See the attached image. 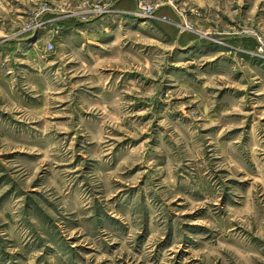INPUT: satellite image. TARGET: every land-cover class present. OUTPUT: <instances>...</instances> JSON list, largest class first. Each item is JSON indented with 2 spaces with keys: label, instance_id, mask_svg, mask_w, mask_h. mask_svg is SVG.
I'll list each match as a JSON object with an SVG mask.
<instances>
[{
  "label": "rangeland",
  "instance_id": "374dc122",
  "mask_svg": "<svg viewBox=\"0 0 264 264\" xmlns=\"http://www.w3.org/2000/svg\"><path fill=\"white\" fill-rule=\"evenodd\" d=\"M264 0H0V264H264Z\"/></svg>",
  "mask_w": 264,
  "mask_h": 264
},
{
  "label": "built area",
  "instance_id": "2783aa9c",
  "mask_svg": "<svg viewBox=\"0 0 264 264\" xmlns=\"http://www.w3.org/2000/svg\"><path fill=\"white\" fill-rule=\"evenodd\" d=\"M263 47V50H264V46H262Z\"/></svg>",
  "mask_w": 264,
  "mask_h": 264
}]
</instances>
